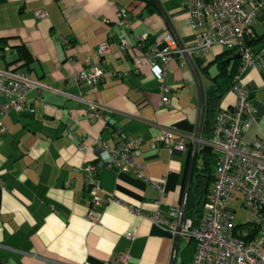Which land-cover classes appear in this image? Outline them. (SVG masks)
Listing matches in <instances>:
<instances>
[{
    "label": "crops",
    "instance_id": "0c3cea01",
    "mask_svg": "<svg viewBox=\"0 0 264 264\" xmlns=\"http://www.w3.org/2000/svg\"><path fill=\"white\" fill-rule=\"evenodd\" d=\"M158 1L184 48L191 46L194 33L186 0ZM121 8L127 10L129 31L116 24ZM39 11L47 16L35 18ZM168 33L152 0H0V51L10 48L9 56L0 57V70H17L40 85L28 94L32 114L0 116L7 128L0 135V264H117L123 253L130 256L127 264L170 263L174 237L149 219L155 209L154 189L130 171L106 169L95 145L98 138L113 144L116 129L139 139L136 161L144 164V177L166 178L162 212L180 208L198 120L193 74L186 62H171L166 107L152 70L145 65L138 73L132 71L138 52L131 50L125 57L117 52L124 36L135 45L146 35L151 46ZM252 42L254 51L264 47V11L254 24ZM103 43L109 52L99 58L96 50ZM237 60V54L218 47L207 58L193 59L205 94L212 86L222 87L220 108L235 103L231 89L240 67ZM101 62L104 78L96 91L75 84L77 73ZM220 63L227 70L223 77ZM241 81L251 88L255 109L243 133L250 145L264 140V68L246 70ZM88 103L105 108L102 120L86 118ZM72 122L75 130L68 138ZM166 129L185 144L184 151L162 146ZM203 142L201 136L198 150ZM86 165L92 167L89 173L83 171ZM87 177L97 180L105 200L96 208L97 223L89 219ZM230 208L236 215L240 200H231ZM128 233L135 234L134 240L126 238ZM183 245L194 251L193 244L180 238L175 264L191 263L193 251L185 261Z\"/></svg>",
    "mask_w": 264,
    "mask_h": 264
},
{
    "label": "built area",
    "instance_id": "2783aa9c",
    "mask_svg": "<svg viewBox=\"0 0 264 264\" xmlns=\"http://www.w3.org/2000/svg\"><path fill=\"white\" fill-rule=\"evenodd\" d=\"M185 8L189 12L190 26L194 33L191 46L180 50L168 33L159 42L150 46L146 35L131 45L126 36L119 39L117 52L125 57L131 50L138 52L132 60V71L138 73L143 66H148L158 82L162 96L161 104L169 106L167 77L170 64L178 59L185 63L184 54L192 59H204L213 48L233 50L240 59L238 73L233 78L232 93L235 103L230 108H219L215 114L211 137L203 145L208 147L215 159L212 189L204 202L198 222L184 218L178 231L179 207L165 206L166 178L151 180L144 177V164L137 162L139 139L127 138L120 129L112 133L113 144L98 138L95 141L98 161L106 168L113 167L130 171L136 178L144 180L155 191V209L149 216L152 224L172 237L179 236L194 246L190 264H264V140L247 145L243 133L253 121L255 109L251 104V88L241 81V75L250 68H264V47L254 51L249 45L253 37V27L258 15L264 11V0H186ZM47 16L45 11L36 12L35 18ZM117 26L123 31L131 30L127 10L117 12ZM9 47L0 52L8 55ZM109 52L107 43L98 46L96 55L103 58ZM103 62V61H102ZM89 65L74 76L75 84L91 92L97 90L104 78L103 63ZM88 64V63H87ZM124 73L122 76H126ZM40 88L28 76L15 70H0V116L9 114H32L34 108L28 100L32 90ZM105 108L88 103L86 118L91 121L102 120ZM75 123L68 124L67 136L72 138ZM7 128L0 121V135H6ZM163 147L178 151L185 150V144L166 129L161 137ZM152 145L151 148H155ZM92 167L83 168L89 173ZM92 196L89 219L93 223L99 220L96 208L104 204L99 195L97 180L87 177ZM239 199L246 212L245 223L249 228H238L235 214L230 208L231 200ZM131 212L138 211L132 206H125ZM255 230V232H254ZM253 235V236H252ZM250 238L245 240L247 237ZM134 233L126 234L128 240H134ZM130 256L120 254L117 264H127Z\"/></svg>",
    "mask_w": 264,
    "mask_h": 264
},
{
    "label": "trees",
    "instance_id": "16d2710c",
    "mask_svg": "<svg viewBox=\"0 0 264 264\" xmlns=\"http://www.w3.org/2000/svg\"><path fill=\"white\" fill-rule=\"evenodd\" d=\"M150 1L148 0V2ZM249 45L253 47L254 42H252L251 40ZM224 52L236 54V52L233 50L230 51L224 50ZM7 56H9V54L6 56L2 55L0 57H7ZM239 61L237 60L236 63H238ZM221 66L222 63L219 64L220 68H222ZM221 71L222 72L220 73L219 77H223L227 70L225 67H223ZM234 74L235 71L230 76H233ZM222 92H223L222 87L216 85V86H212L209 90H207L205 94V115H204V121L201 132V136L205 140L211 137L214 120H215V114L220 108L219 100L221 98ZM199 160L202 162L201 166H199L198 164ZM214 164H215V159L210 149L204 145H201L196 156V163L194 167V172H193V177H192V182H191V187H190V192H189L187 205H186V212H185V218H191L194 222H198L199 218L201 217L202 206L206 201V199L208 198V195L210 194V187L214 180L213 178ZM252 226L253 225L251 223L247 222L242 225H238V228H249ZM249 238L250 236L247 237L245 240H248Z\"/></svg>",
    "mask_w": 264,
    "mask_h": 264
},
{
    "label": "water",
    "instance_id": "95a60500",
    "mask_svg": "<svg viewBox=\"0 0 264 264\" xmlns=\"http://www.w3.org/2000/svg\"><path fill=\"white\" fill-rule=\"evenodd\" d=\"M152 1L156 5V7H157L160 15L162 16L165 24L169 28V31H170L171 35L173 36L178 48L180 50H184L185 48H184L183 44L181 43V41L179 40V38L176 36L175 32L171 28V24L169 22V19L167 18V15L163 11L159 1L158 0H152ZM184 59H185L186 64L188 65L190 71L193 74L195 85L197 88V93H198V120H197V125H196V131H195L194 138L192 141L190 160H189L187 175H186V179H185L184 189H183L182 202H181L180 213H179V218H178V231L180 230L182 223H183V220L185 218L186 205H187V200H188V196H189V192H190L194 167H195V163H196V156L198 153V147H199V143L201 141L202 125H203L204 115H205V92H204V88L202 86L200 75H199V73L195 67L193 59L191 57H189L187 54H184ZM179 240H180V237L178 235L174 237L173 251L171 254L169 264H175Z\"/></svg>",
    "mask_w": 264,
    "mask_h": 264
},
{
    "label": "rangeland",
    "instance_id": "374dc122",
    "mask_svg": "<svg viewBox=\"0 0 264 264\" xmlns=\"http://www.w3.org/2000/svg\"><path fill=\"white\" fill-rule=\"evenodd\" d=\"M198 164H199V166H201L202 165V162L199 160L198 161ZM234 204H232L233 207H235ZM246 218H247V216H246L245 211H243L240 208L237 209V214L235 215V224L236 225H242V224H244L247 221ZM192 251H193V247L192 246H190V247H188V248L185 249L184 248V245H183V255H184L185 261H188L189 260V257L191 255Z\"/></svg>",
    "mask_w": 264,
    "mask_h": 264
}]
</instances>
